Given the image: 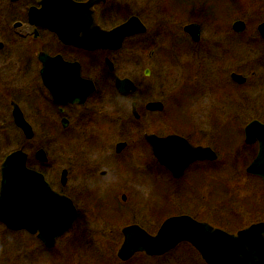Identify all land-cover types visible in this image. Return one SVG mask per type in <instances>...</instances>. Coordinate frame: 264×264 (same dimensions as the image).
<instances>
[{"label":"flooded vegetation","instance_id":"flooded-vegetation-1","mask_svg":"<svg viewBox=\"0 0 264 264\" xmlns=\"http://www.w3.org/2000/svg\"><path fill=\"white\" fill-rule=\"evenodd\" d=\"M43 1L0 0V136L20 138L16 147H9L13 151L0 158V167L7 156L21 151L27 168L47 182L51 193L42 184L39 188L33 184L40 195L36 220L41 229L54 228L55 195L72 202L76 218L52 245L39 232L13 231L0 224L31 237L41 264H92V256L98 257L92 247L109 250L112 261L120 264L136 257L163 258L137 253L122 261L118 252L125 240L123 231L138 227L153 237L172 217L206 222L185 213L182 207L192 211L198 204L184 203L180 196L202 199L204 193H217L213 184L205 191L208 173L204 169L211 166L214 173L225 133L220 122H235L237 116L230 111L239 97L243 113H264V37L259 31L264 21L257 27L258 40L252 38L257 40L255 45L250 38L236 39L245 29L235 31V23L241 21L246 28L245 21L235 19L237 9L230 17L213 12L212 17H197L184 26L199 27L196 40L184 32L181 22L174 26L171 22L175 17L188 20V14L201 8L179 1L164 16L169 30L161 48L154 38L140 42L149 32L145 22L155 12L150 1L133 13L129 7H118L120 0H66L46 9ZM183 5L193 7L188 10ZM132 18L147 31L124 38L118 48H109L101 40L104 33ZM203 22L214 29L205 39ZM98 37L99 41L94 39ZM154 66L164 69V80L150 82ZM117 79L124 81V89H118ZM258 119L254 120L264 124ZM248 124L240 132L235 126L226 131L239 132L234 134L243 137L241 143ZM37 136L51 139V149ZM5 144L0 154L9 143ZM188 144L210 149L217 159L193 162L177 177L160 157L168 149L180 151ZM244 145L255 148L253 161L258 143ZM152 201L162 204L151 208ZM144 208L151 213L149 218L161 217L154 233ZM72 231L73 241L60 248L61 239ZM110 262L96 259L99 264Z\"/></svg>","mask_w":264,"mask_h":264},{"label":"rangeland","instance_id":"rangeland-1","mask_svg":"<svg viewBox=\"0 0 264 264\" xmlns=\"http://www.w3.org/2000/svg\"><path fill=\"white\" fill-rule=\"evenodd\" d=\"M149 1L152 3L151 6L154 7L155 12H153L154 16L152 15V17L146 20L145 23L149 29V32L146 36L140 38V42L143 43V41H148L154 38V40L156 39V41L160 40L161 48H163L166 34L165 32L169 30V25H166L164 16L170 11L171 6L169 7V5L172 4V7H175L177 1L174 2L173 0H120L117 2V5L118 7H129L130 11L133 13V11L138 8V6L147 5ZM178 1H184L187 2V5H194V7H200L201 10L204 9V12L202 13L200 12L201 10H195L194 14H191L192 18L196 20L197 17L199 19L204 20V18H206V15H204L206 12L209 14V17H212L214 15L213 12L220 16L230 17L231 15H233V9H235V11L237 9L235 19L245 21L246 28L245 34L237 36L236 39H257V27L261 22L264 21L263 0H234L233 3H231L233 0ZM177 4L180 5L181 3ZM183 6H185L184 8L188 10L192 9L193 7H188L186 5ZM165 7L167 8V10L165 9ZM177 8L180 9L181 6ZM171 10L172 13H174V9ZM257 10H259L260 12L258 13L259 15H255L253 13ZM134 12H137V10ZM175 18L176 20L171 22L173 23V26L175 24L179 25L178 23L181 22V27L184 28L185 25L189 24L190 22H193L190 20V18H188V20L185 19L184 21L183 19H179L177 17ZM201 29L202 32L205 33L203 35L204 39L209 37L208 33L214 31L213 26L212 24H210V22H205L204 25L201 26ZM256 39L252 40L253 44L255 45L258 44L256 43L258 39ZM152 70L153 75L149 79L151 80L150 82L165 79V71L162 67L154 66ZM259 74H262V72H259ZM247 76L250 77V73H247ZM257 95H259V93H257ZM240 100L241 99L239 97V101L237 100L236 106L233 107V109L230 111L232 115L237 116V118L233 120L235 122H232L234 124L229 122L232 121V119H223L224 122H220V131L225 133L222 137V141L220 142L221 145L220 150L218 152L219 158L215 163H213L214 173L212 174L211 166L209 169H204L205 166H203L204 171L208 173L206 177L207 179L203 180L205 185V191L208 188H211L213 184L218 187L217 193L214 196L208 195V193H204L202 199H188V196L183 193L180 196L184 200V203H191V206H194L196 203L198 204V208H193L191 209L192 211H190L189 209L187 211L182 207V210L185 213L191 212L195 214L198 219L209 222L212 226L221 228L225 231H228L229 233L234 234L237 231L248 227L249 225L264 221L263 184L259 179L251 177L247 173H245L246 168L249 166L250 162H252V159L254 158L255 148L245 146L244 142L242 141L240 143L239 138H241L242 136H237V134H240L239 132L241 131V129H243L246 124L251 122V120L259 118L258 120L264 122V113L260 115L250 112L243 113L239 109V105L241 103ZM247 103L250 102L247 101ZM262 105L264 106V101L262 102ZM231 107L232 106L228 107V109ZM227 121L230 124L229 127L225 126L228 124ZM234 126L237 130H239V132L233 131L232 133V131H226L227 128H234ZM18 139L20 138L13 135H8V137L7 135L0 136V142L2 143L0 149L6 142L9 143L8 147L5 150H1L2 153L0 154V158H3L9 152L13 151V149L9 147H11L12 145L16 147ZM36 139L37 141L39 140V142L43 144H45L46 142V144H48L49 148L51 149V139L47 141L46 137L42 139L39 136H37ZM179 201L182 203V200ZM161 204L162 203L156 204V202L154 201L153 203H151V208L158 207V205ZM191 206L188 205V207ZM142 213H144L146 219H148L147 224L153 223L150 226V230L151 233H154V231L157 229V224L161 220V217H153L154 219L149 218L148 214L151 213L145 208L142 210ZM74 233L75 231H72L64 238H62L59 242V247L61 248L67 243H71V241H73L74 239ZM33 241L34 240L31 237L28 238L25 233L10 232L3 225L0 224V264H41V255L39 254L38 249L36 245H34ZM121 241L122 240H119L118 246L120 245ZM91 252L92 254H95L98 257L100 256L102 260L108 258V260L111 261V264H120L118 261H112L111 256H113V254H111L107 249L92 247ZM98 257L95 258L94 256H92V264H99L96 263V259ZM144 260L141 257H136L131 262H129V264H205L199 257L198 253L187 244L180 245L174 251L163 256V258L147 261Z\"/></svg>","mask_w":264,"mask_h":264},{"label":"water","instance_id":"water-1","mask_svg":"<svg viewBox=\"0 0 264 264\" xmlns=\"http://www.w3.org/2000/svg\"><path fill=\"white\" fill-rule=\"evenodd\" d=\"M65 1L44 0L43 7L52 8ZM234 29L238 32L243 31L245 24L237 21ZM184 30L194 39H198L200 29L197 25L190 24ZM146 31L143 23L132 18L114 30L104 33L101 40L106 41L109 48H118L124 38L143 34ZM259 31L264 37V24L259 27ZM94 39L100 40L99 37ZM117 87L120 90L124 89V81L117 79ZM245 137L246 144L259 145L258 155L246 171L248 174L260 177L264 184V124L259 121L251 122L246 126ZM165 152L166 154L160 157V161L177 177L181 176L193 162L204 160L211 162L217 159L216 153L210 149L194 148L190 144L180 151L168 149ZM0 174L1 223L13 231L27 229L33 234L39 232L40 238L47 244H51L56 237L62 236L71 229L76 218L75 207L70 200L63 196L58 198L57 195L54 198L56 223L53 230L40 228L36 220L40 195L36 193V189L42 184L47 193H51V190L40 174L27 168L26 155L23 152L17 151L7 156L1 164ZM33 184L37 188H34ZM28 217H32L31 220L25 219ZM47 233L52 234V237L50 235L48 238ZM123 234L125 240L118 252V257L122 261L129 260L136 253L163 256L182 242H187L195 247L206 264H264L263 222L253 224L234 235L214 228L208 223L197 222L189 216H181L166 220L153 237L138 227L126 228Z\"/></svg>","mask_w":264,"mask_h":264},{"label":"trees","instance_id":"trees-1","mask_svg":"<svg viewBox=\"0 0 264 264\" xmlns=\"http://www.w3.org/2000/svg\"><path fill=\"white\" fill-rule=\"evenodd\" d=\"M174 2L175 1H177V2H179L178 0H173ZM171 6V8H174V7H172V4L171 5H169V7ZM176 6H178V4L176 3ZM165 9L167 10V8L165 7ZM208 11V10H207ZM204 12V11H203ZM192 14H194V13H192ZM204 15H206V18H208L207 16H209V14L206 12ZM189 16H192L191 14H188V18H190ZM206 18H204V19H206ZM191 21H193V22H196V19H193V18H191L190 19Z\"/></svg>","mask_w":264,"mask_h":264},{"label":"clouds","instance_id":"clouds-1","mask_svg":"<svg viewBox=\"0 0 264 264\" xmlns=\"http://www.w3.org/2000/svg\"><path fill=\"white\" fill-rule=\"evenodd\" d=\"M262 235H264V234H262Z\"/></svg>","mask_w":264,"mask_h":264}]
</instances>
